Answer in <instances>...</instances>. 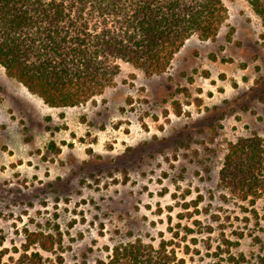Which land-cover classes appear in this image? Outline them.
Listing matches in <instances>:
<instances>
[{"label":"rangeland","instance_id":"obj_1","mask_svg":"<svg viewBox=\"0 0 264 264\" xmlns=\"http://www.w3.org/2000/svg\"><path fill=\"white\" fill-rule=\"evenodd\" d=\"M221 2L213 40L190 37L150 77L118 61L81 105L48 107L0 68V264L26 231L56 238L29 250L41 264L106 262L136 240L179 264H264V194L218 185L228 144L264 138V28L245 0Z\"/></svg>","mask_w":264,"mask_h":264},{"label":"trees","instance_id":"obj_2","mask_svg":"<svg viewBox=\"0 0 264 264\" xmlns=\"http://www.w3.org/2000/svg\"><path fill=\"white\" fill-rule=\"evenodd\" d=\"M245 1L264 28V0ZM226 19L221 0H0V68L46 106L74 107L112 85L118 61L161 74L187 39L213 40ZM218 185L243 201L264 194V138L228 144ZM24 237L14 264H41L31 247L50 252L56 243L50 233ZM97 264L179 261L167 242L136 240Z\"/></svg>","mask_w":264,"mask_h":264}]
</instances>
